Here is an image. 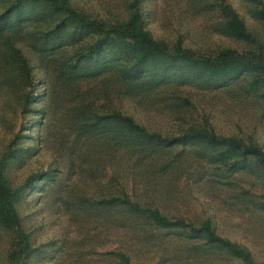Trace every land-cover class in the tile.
<instances>
[{"label": "rangeland", "instance_id": "374dc122", "mask_svg": "<svg viewBox=\"0 0 264 264\" xmlns=\"http://www.w3.org/2000/svg\"><path fill=\"white\" fill-rule=\"evenodd\" d=\"M69 1L77 10L114 23L128 18L134 0ZM135 1L146 29L169 46L180 41L202 54L226 48L264 53V21L257 15L261 7L247 0L227 1L255 37L252 43L223 31L218 6H211L216 0ZM23 53L33 60L28 62L30 77L0 67V158L17 137L11 144L16 157L8 161L5 177L19 192L20 229L31 247L19 264H121L119 253L133 264H237L187 232L133 222L122 205L96 204L122 193L140 206L195 225L209 219L218 235L246 247L257 264H264V174L253 159L231 165L218 150L202 144L155 151L118 124L112 129L115 135L104 133L86 145L81 140L82 148L71 158L56 147L70 132L78 135L73 127L80 118L72 111L90 118L115 111L162 136L204 126L264 151V85L252 74L215 88L202 83L190 67L175 65L164 77L148 67L130 85L116 80L107 63L103 77L66 75L59 86L53 69L40 70L35 54L29 49ZM104 54L115 65L123 52L106 48ZM60 89L63 101L49 106L48 96ZM117 141L126 145L113 146ZM98 149L102 153L88 162L86 150ZM15 235L0 225V264H14L9 254Z\"/></svg>", "mask_w": 264, "mask_h": 264}, {"label": "trees", "instance_id": "16d2710c", "mask_svg": "<svg viewBox=\"0 0 264 264\" xmlns=\"http://www.w3.org/2000/svg\"><path fill=\"white\" fill-rule=\"evenodd\" d=\"M247 1L261 7L257 15L264 21V2ZM216 4L221 19L220 25L228 36L245 42H256L240 15L227 0H216L211 6ZM129 8L130 14L126 20L107 23L86 11L77 10L69 0H0V67L3 66L7 72L15 70L20 77H30L31 68L28 62L32 63L33 60L30 61L29 56L23 53L29 49L35 54V65L40 70L45 72L53 69L59 86L64 84L62 79L66 75L79 79L100 78L105 76L103 72L110 66L114 68L112 74L117 73L116 80L132 85L148 67L157 68L159 74L164 77L165 72L175 65L192 68L200 75L202 83L215 88L243 74H252L256 83L264 85L262 51L239 52L226 48L212 54H202L183 47L180 41L169 46L156 40L146 29L135 0L129 4ZM84 37H88L86 40H93L83 43L86 41ZM106 48L123 52L117 59L119 63L112 65L106 61ZM123 60L126 62H122ZM107 63L110 64L109 67ZM61 89L48 96L49 106L55 107L63 101L59 95ZM261 95L264 97V87ZM40 103L44 101L40 99ZM71 114L80 118L73 127L79 136L74 137L70 132L66 140L57 143L56 147H59L61 154L76 153L82 148L78 144L81 140L82 144L86 145L99 140L104 133L115 135L112 129L119 128L115 126L118 124L122 125L126 132L138 136L143 144L153 146L155 151L202 144L218 150L227 162L232 161L231 165L253 159L264 174V151L259 146L235 137L217 136L208 127H190L170 137L149 132L132 118L115 111L95 113L92 118L82 111H72ZM16 139L17 137L11 141L7 152L0 158V225L16 232L9 259L14 264H19L21 259L30 253L31 247L28 235L20 229L16 210L19 192L9 186L5 177L8 161L16 157V150H12L11 146ZM114 145L125 146L126 143L117 141ZM96 151L86 150L84 157H88V162L92 161L93 156L102 153V150ZM84 160L86 161L85 158ZM96 204L100 207L115 208L122 205L127 218L133 222L143 221L162 231L187 232L191 239L203 240L205 244L223 250L237 264H257L246 247L218 235L209 219L195 225L182 217L167 216L158 208L140 206L131 201L125 193L106 200L100 199ZM118 256L121 264H133L126 254L119 253Z\"/></svg>", "mask_w": 264, "mask_h": 264}]
</instances>
